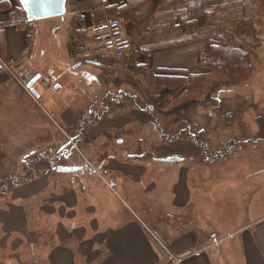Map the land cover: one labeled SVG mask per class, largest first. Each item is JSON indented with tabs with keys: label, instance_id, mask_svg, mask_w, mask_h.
Returning <instances> with one entry per match:
<instances>
[{
	"label": "crops",
	"instance_id": "1",
	"mask_svg": "<svg viewBox=\"0 0 264 264\" xmlns=\"http://www.w3.org/2000/svg\"><path fill=\"white\" fill-rule=\"evenodd\" d=\"M15 1L0 0V116L1 119L5 117L2 135L5 139L0 142V177L13 171L27 153L41 155L43 152L38 151L46 148L55 156L58 148L72 136L78 137L82 149L90 154V146L96 138L87 139V136L80 135L81 132L69 135L68 129L72 124L68 122H71L72 114L65 117L62 114L60 121L66 128L61 130V135L56 131L51 133L47 128L52 117L41 109L34 110L33 100L25 104L24 93L17 92L19 83L15 75L20 79L19 73H37L30 68V63L35 58L42 34L40 29L32 33L27 26L31 22L27 20L23 26L12 22L11 6ZM251 1L257 4L260 0H231L226 11L231 10L229 6L234 2L238 4L232 9L241 10ZM91 2L79 4L77 0H67L64 15L32 21L41 23L48 20L56 24L48 29L47 39L52 43L59 42L61 47L65 45V54L57 55L56 49L54 57L48 60L50 70L44 69L52 74L51 80L59 81L63 74L68 75L70 79L66 82L70 89L73 93L79 92L81 97L86 86L94 87V82L90 85L87 82L97 80L96 74L102 64L95 60L75 59L68 47L69 42L70 39L79 42V35L87 40L90 25L106 14L122 19L124 32L134 41L130 53L148 52V56H144L145 62L139 63L145 64L153 75L197 74V41L173 47H155L153 42L158 41L159 32L173 31L185 38L187 33L197 34V28L204 29L206 24L215 31L220 29L215 19L205 23V18L199 17L195 31H188L175 14V9L182 5L178 0ZM134 8L137 11H133ZM148 12L151 17L143 22ZM204 49L203 45L200 52ZM46 53L45 49L37 50L41 58L46 57ZM126 57L119 61L110 58L102 61L112 60L117 68L118 63L126 62ZM118 70L125 72L124 67ZM41 87L49 89L46 81L41 82ZM118 87L120 99L125 95L122 94L123 87ZM63 88L61 82H54L51 94ZM110 96L115 102L116 96ZM6 101L7 106L4 104ZM141 113L148 115L144 110ZM103 119V115L96 116L92 120L93 127ZM153 129L158 132L155 127ZM114 141L118 147L125 144L122 138ZM118 147V155L108 153L110 157L104 162V165H109L110 185L95 182L78 186L71 181L69 173L53 171L49 161L39 160L34 164L41 170L40 174L0 193V264H176V258L182 259L180 264H264V213L228 235L227 229L220 228L211 237L205 236L203 230L200 232L197 227L187 226L186 216L191 214L187 207L193 204L191 183L182 164L185 159L177 154L183 158L182 161L168 162L169 168L177 173L170 184L171 203L168 207L171 208L156 216L155 212L141 208L142 204L154 198L159 202L165 201L154 192L159 182L149 175L154 171L152 163L137 160L136 154L127 153L129 147ZM165 183L167 185L168 180ZM194 208L197 210L196 206Z\"/></svg>",
	"mask_w": 264,
	"mask_h": 264
},
{
	"label": "rangeland",
	"instance_id": "2",
	"mask_svg": "<svg viewBox=\"0 0 264 264\" xmlns=\"http://www.w3.org/2000/svg\"><path fill=\"white\" fill-rule=\"evenodd\" d=\"M183 1L178 0L181 3ZM15 2V5L11 6V12L15 15L12 22L23 26L25 22H22L23 18L18 10L21 6L17 0ZM258 2L255 3L258 6L254 11L252 10L250 20L253 23L250 28L240 27L231 16L221 17L227 12L222 8H217L216 16L213 17L219 30L229 35L232 46L246 54L248 67L241 71L235 72L232 69L220 71L219 68H209L204 63L210 45L220 41L217 35L219 30L215 31L209 27L197 28V34L187 33L188 39L182 38L173 31H161L158 41L153 42L155 47H173L197 41L196 75L205 76L204 78L193 79L189 88L184 82L181 87L176 88L170 86L169 81L161 82L165 85L156 84L153 80L154 75L147 71L145 64L139 63V61L145 62L144 56H148V52L142 54L127 52L126 62L118 63L117 68L116 62L112 60L106 63L100 61L102 67L96 74L97 80L91 79L87 82L88 84L94 82V87H84L83 97L79 96V92L73 93L70 89L69 83L66 82L70 79L68 75L63 74L59 81L55 78L51 80L52 74L44 69L49 67L48 60L54 57L56 49H58L57 55L62 56L66 50L65 45L61 47L59 42L55 41L54 44L48 40V29L56 25L54 21L46 20L41 23L30 21L31 23L27 24L30 26L28 29L32 33L40 29L42 34L37 50L45 49L47 52L46 57L41 58L36 50L35 58L30 63V68H34L35 72L43 71V74L40 73L41 80L34 86L38 98L31 94L15 75V80L17 84L19 83L17 87L19 91L16 90L19 94L24 93L25 104L28 105L33 100L34 110L41 109L52 117L49 118L50 127L47 128L51 133L56 131L61 135V130L66 128L64 125L62 127L63 122L60 121L62 114L64 117L72 114L73 118L68 122L72 125L70 130L67 128L69 135L81 132L80 135L87 136V139L95 136L90 146L92 150L90 155H94L98 160L104 159L108 153L117 155L118 146L114 140L122 138L125 144L118 149L129 147L127 153L136 154L139 158L137 160L147 164L152 163L154 171L149 175L159 182V187L154 192L161 195L165 201L159 202L154 198L142 204L141 208L155 212L156 216H161V212H167L171 208L168 207L171 203L170 184L177 174L176 170L169 168L171 165L168 162L159 161L157 158L174 154L182 155L185 159L182 164L186 167L187 178L191 183L189 184L191 201L193 204L195 202L197 208L194 210L193 204L187 207L190 208L191 214L186 216L185 224L197 227L200 232L203 230L205 236L211 237L220 228L227 229L228 235L230 231H236L256 215L264 213V0ZM245 5L250 6L248 3ZM112 15L106 14L102 17ZM148 17H151L149 12L143 18V22L147 21ZM186 29L190 32L195 31L187 26ZM130 40L133 46L134 41ZM203 45L204 52H200ZM68 47L75 59H81L76 57L77 54L84 56L92 52L90 43L81 37L78 43L70 39ZM123 67L125 72L121 71V73L118 69ZM115 68L116 72H114ZM43 81L48 83L49 89H42ZM54 82H61L64 88L52 95ZM118 85L123 87L122 94L125 95L120 99ZM185 89L187 92L180 94ZM110 94L112 97L116 96L115 102L111 101ZM6 102L4 104L7 106L8 101ZM144 108L151 110L152 114L149 113V116L142 114L141 110ZM102 115L104 119L94 127L88 124L89 118V121H92L96 116ZM3 119L0 116V142L5 139L2 137L5 127ZM154 127L158 132L153 131ZM175 135L178 139L168 143V139ZM193 140L203 143V149L193 146L191 144ZM111 147L114 149L108 150ZM38 152H43L39 159H36L38 153L25 158L27 153L13 171L4 175L9 177V180L3 183V193L13 185L12 183L40 174L41 170L35 167V164L31 171L25 167V163L33 159L46 160L52 165L55 163L54 166L70 163L64 157H60L59 153L54 156L46 148ZM78 157L79 159L73 158L72 161L83 164L85 161L81 154L78 153ZM108 167L106 163L100 172L94 173L91 180L85 182L87 178L81 177L74 182L78 186H86L102 182L99 177L108 182L111 175ZM163 168L166 171H163ZM98 174L100 175L97 176ZM167 180L169 183L166 185Z\"/></svg>",
	"mask_w": 264,
	"mask_h": 264
},
{
	"label": "trees",
	"instance_id": "3",
	"mask_svg": "<svg viewBox=\"0 0 264 264\" xmlns=\"http://www.w3.org/2000/svg\"><path fill=\"white\" fill-rule=\"evenodd\" d=\"M231 0H184L182 5H179L176 9H175V14L178 15L180 17V21L184 22L185 26L196 29V22L198 20L199 17H204L207 21H209L210 19H213V17H215V10L217 8H222L225 9L228 8V3ZM77 2L79 4L85 3V2H91V0H77ZM95 5H97L95 2H93ZM93 3L91 2V4L93 5ZM238 3L232 4V6H229L231 8V10L227 11L226 13L222 14L221 17H229L231 16L232 18H234L235 22H238V25L240 27H248L250 28V25L253 23H251V17H252V10L254 11V9L256 8V4L254 3H250L249 7H246V5H244V7L241 10L238 9H232L233 7H236ZM218 6V7H217ZM137 8H134V10H136ZM20 11V14L22 15V22H25V11L23 10L22 7H20V9H18ZM137 11V10H136ZM13 16H15L13 14V12H11ZM16 14V13H15ZM204 29H208V24L207 26H205ZM84 33V32H83ZM217 35H219L220 41L217 43H212L206 53V59H205V64L209 67V68H219L220 71H222V69L228 71L227 69H232L235 72H239L242 69H244L245 67H248V62L246 61V54L242 51L239 50L238 48H235L232 46L230 39H229V35L223 31V30H219V32H217ZM80 37V35H79ZM82 37V36H81ZM78 43V41H77ZM205 77V76H204ZM203 76H197V75H190V76H167V75H154L153 80L156 81V84L159 85H165V83H161L162 81H169L170 82V86L176 88V87H181L183 82L186 83L188 86V88L190 86H192L191 82L192 80H196V79H200V78H204ZM195 83V82H194ZM194 86V84H193ZM187 89H185L181 94L186 93ZM147 114H152L151 110L144 108L143 109ZM88 124L93 125L92 121H88ZM157 129V128H156ZM188 132V131H187ZM176 139H178V137L172 136L168 139V143H172L174 142ZM196 140V139H195ZM192 141V145L193 146H198L200 148L203 149V143H199V141ZM66 154V152L64 153ZM68 154V153H67ZM86 155L88 160H92L95 164H98L99 161H103L105 162V160L107 159V157H110L108 154L105 155V158L102 160H98L94 155H90L87 152H83V155ZM116 154V153H115ZM31 155H35L33 153L27 154L24 157L25 158H29L31 157ZM96 155V154H95ZM103 155V154H101ZM100 155V156H101ZM114 155V154H113ZM118 155V154H117ZM40 155L36 154V159H39ZM70 156V155H69ZM78 157V155H77ZM76 157V158H77ZM85 157V156H84ZM29 160V159H28ZM68 160H71L70 157H68ZM36 160L33 159V161H29L28 163H25V167L27 170L31 171L33 168V164ZM76 163V161H71L69 164H73ZM54 166V165H53ZM79 170L80 171H76L74 173H72V175L76 176V177H80L81 178V172L85 171L83 169L82 166H79ZM53 171H55L54 167L52 168ZM34 177H30L26 180H22V181H18L16 183H12L13 185H18L21 183H25L30 179H33ZM9 180V177H2L0 178V193H3V187H4V182ZM6 191V190H5Z\"/></svg>",
	"mask_w": 264,
	"mask_h": 264
},
{
	"label": "built area",
	"instance_id": "4",
	"mask_svg": "<svg viewBox=\"0 0 264 264\" xmlns=\"http://www.w3.org/2000/svg\"><path fill=\"white\" fill-rule=\"evenodd\" d=\"M87 41L91 45V53L77 54L82 60L102 61L105 58L119 61L125 57L127 52L132 50L130 37L126 35L123 28V21L118 16H107L92 23L89 27ZM87 163V160L84 159ZM88 164V163H87ZM75 166V164H71ZM78 177L72 175L71 181H76ZM105 185L108 183L99 177ZM174 263H182L181 258H176Z\"/></svg>",
	"mask_w": 264,
	"mask_h": 264
},
{
	"label": "water",
	"instance_id": "5",
	"mask_svg": "<svg viewBox=\"0 0 264 264\" xmlns=\"http://www.w3.org/2000/svg\"><path fill=\"white\" fill-rule=\"evenodd\" d=\"M25 11L26 20L28 22L41 20L51 17L62 16L66 12L67 0H17ZM19 73L20 81L25 85L31 94L38 97L37 92L33 88V84L40 78V74L36 73ZM159 161L174 162L182 161L183 158L177 154L158 158ZM79 166L58 165L55 167L56 172L72 173L79 170Z\"/></svg>",
	"mask_w": 264,
	"mask_h": 264
},
{
	"label": "flooded vegetation",
	"instance_id": "6",
	"mask_svg": "<svg viewBox=\"0 0 264 264\" xmlns=\"http://www.w3.org/2000/svg\"><path fill=\"white\" fill-rule=\"evenodd\" d=\"M115 99V98H113ZM116 101V100H115ZM89 121V120H87ZM85 150L82 149V146L79 144V141H78V137H70L68 138L67 142H65V144H63L60 148H58V150L56 151V153H59V156L60 157H64L65 159L66 156H67V153L70 155L69 157L71 159L73 158H76V156L79 154H81L83 160H87V163L89 165V167L91 168V172H89L87 175H89L90 177L89 178H92L94 173L96 172H100V170L103 168L104 166V162L103 161H99L98 164H95L92 160H88L87 156L84 154L83 155V152ZM66 152V154H64ZM77 152V153H76ZM86 152V151H85ZM58 155V154H57ZM85 156V157H84ZM158 159V158H157ZM68 161V160H67ZM103 163V164H102ZM55 165V163H54ZM65 166H69V163H65L63 164ZM52 167H56V166H52Z\"/></svg>",
	"mask_w": 264,
	"mask_h": 264
}]
</instances>
